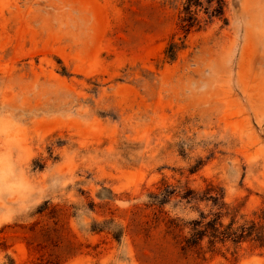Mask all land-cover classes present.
<instances>
[{"label":"rangeland","instance_id":"rangeland-1","mask_svg":"<svg viewBox=\"0 0 264 264\" xmlns=\"http://www.w3.org/2000/svg\"><path fill=\"white\" fill-rule=\"evenodd\" d=\"M185 2L0 0V264H264L253 236L182 249L222 203L264 228V0L187 35Z\"/></svg>","mask_w":264,"mask_h":264},{"label":"trees","instance_id":"trees-1","mask_svg":"<svg viewBox=\"0 0 264 264\" xmlns=\"http://www.w3.org/2000/svg\"><path fill=\"white\" fill-rule=\"evenodd\" d=\"M216 2V6L214 7V3ZM207 7H204V2L202 0H186L183 5V13L184 16L181 17V29L186 32V35L189 34L193 30H200L202 28L201 20L198 16V13L201 9L204 8L205 13L207 15L221 16L224 11V0H208L206 1ZM180 49L179 45L173 41L169 44L166 55L170 60H175L177 51ZM168 189H164L161 194H151V198L155 199L159 203H166L167 196L169 197L171 194ZM209 191L204 192L203 197H194L195 191L188 189L185 193V197L188 201L197 200V201H207L212 202L213 205L217 206L219 204V200L223 199L219 193V190L214 189V187H210ZM215 192V193H213ZM162 198V199H161ZM226 206L225 203L219 207L218 211L213 212L212 210L205 214L201 212V219L196 221L194 225L196 227L193 228L194 233L191 237L184 239V245L182 246L183 250H187L188 248L199 245V243L205 238H210V243L214 244L217 241L225 242L227 240H231L234 243H240L247 239V237H252L255 241H259L264 243V228H259L256 226L254 222L251 225H247V223L238 226L234 229V225L236 223L235 218H232V221L224 226L222 223V218L224 216L222 209ZM96 230V229H94ZM115 238L120 239V235L115 233Z\"/></svg>","mask_w":264,"mask_h":264}]
</instances>
